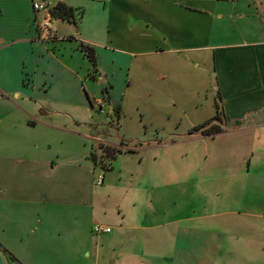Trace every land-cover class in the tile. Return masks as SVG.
<instances>
[{"label":"crops","instance_id":"1","mask_svg":"<svg viewBox=\"0 0 264 264\" xmlns=\"http://www.w3.org/2000/svg\"><path fill=\"white\" fill-rule=\"evenodd\" d=\"M36 3L73 16L42 30ZM217 95L224 132L205 137L194 131L216 118ZM97 108L116 142L84 129L105 126ZM160 137L197 149L196 179H163L179 189L153 193L140 223L121 208L110 233L85 239L82 222L106 217L97 146L152 150ZM262 199L264 0H0V264L56 263L65 229L94 264H264Z\"/></svg>","mask_w":264,"mask_h":264},{"label":"rangeland","instance_id":"2","mask_svg":"<svg viewBox=\"0 0 264 264\" xmlns=\"http://www.w3.org/2000/svg\"><path fill=\"white\" fill-rule=\"evenodd\" d=\"M58 24L59 23L57 21L54 22L55 28L58 27ZM95 115L99 122L104 124L106 123L105 126H102V128L99 129L90 127L84 129L88 131H90L91 129V131L95 135L99 136L101 139L104 138L103 140H106L109 143H113V141L116 142L117 138L115 130L111 127L110 118L108 116L110 115V109L102 108L101 110V108H97L95 110ZM114 125L116 126L115 123ZM160 138L161 144H157L161 146L155 147L152 150L148 149V147H144L143 149L137 147L130 148L129 146H125L123 144L124 142H121L120 144V146L122 147L121 149L113 147L110 144H99L97 146L92 156V162L100 170H108L106 172L108 173L107 179H105L102 189L103 191L107 192V199L104 202L106 217L104 215L101 222L97 224L90 220L82 222L84 223V230H82L81 233L84 234L85 239L90 235V239H93L92 241L97 238L96 235L98 234L94 232L95 226H101L102 224L106 225L107 221L110 223L114 221L117 222L121 215L118 213V211L121 208L122 212H124L125 214L128 210H137V223H140L144 210L152 208L151 204L149 203V198L151 195H153V193L154 196L160 194L164 196L171 195L172 197V195H174V191L179 189V186L175 187L174 185H172L171 191L168 188L165 189V184L161 185L163 179L195 178L197 172L196 169H193L195 168L193 163L195 160L194 156L197 152V149L192 153L191 151L185 152L178 147L172 148L168 146L172 144L171 138ZM164 145H167L168 147ZM184 155H186V158L183 157ZM111 168H113L112 171ZM204 171H209V174L213 175V177H210L211 179H216L222 175L221 170L219 169L216 172L211 169ZM184 175L186 177H184ZM149 181H151V184L157 181L158 186L154 187V189L152 190V188H150L151 184ZM156 188H160L161 190H155ZM130 199H133V201H135L136 207H134L132 204L130 205ZM129 200L130 203H128ZM258 200L259 199L252 201V205H247V208L256 206ZM172 203L173 202H169L171 206L173 205ZM196 204L197 207L205 205L210 206L209 204L203 205L200 203V201H197ZM156 208L157 207L155 205V209ZM130 213L132 212L127 213L128 218L133 217L130 215ZM132 219L135 220L136 218H131V220ZM73 226L75 227V229H78V227L79 229L81 228L80 224L71 223V228ZM53 240L57 243V247L56 245L53 247V249L55 250V254L53 255V257L54 259H56V263L52 262V264H94L95 256L93 257V255H91L92 257L90 260L79 259L76 256V258L74 257L75 253H77V250L78 252H81V256L84 255V251L82 252L81 249L76 248V246L71 244L74 239L71 236V232H67V229L54 233ZM68 244L69 247L70 244L72 245V250H74V247L76 248V250L71 252ZM67 251H69L70 253L68 254L67 258H65V253ZM91 251H93L92 248ZM46 255L47 252L43 254V257H40L38 264H51L49 263ZM62 259H64V261L59 262Z\"/></svg>","mask_w":264,"mask_h":264},{"label":"trees","instance_id":"3","mask_svg":"<svg viewBox=\"0 0 264 264\" xmlns=\"http://www.w3.org/2000/svg\"><path fill=\"white\" fill-rule=\"evenodd\" d=\"M52 17H59L64 19L72 18V11L68 10L66 7L59 5L53 10H51ZM82 52L85 53L89 61L93 66L96 64L95 55L93 49L89 47H82ZM216 109H217V116L212 121L200 126L199 128L195 129L194 132H201L205 137H215L219 134L224 132V111L222 105V98L220 95H217L216 100Z\"/></svg>","mask_w":264,"mask_h":264},{"label":"built area","instance_id":"4","mask_svg":"<svg viewBox=\"0 0 264 264\" xmlns=\"http://www.w3.org/2000/svg\"><path fill=\"white\" fill-rule=\"evenodd\" d=\"M49 0H46V2H48ZM221 1H228V2H231V3H234V2H237L239 0H221ZM34 9L36 12H42L44 13V21L43 23L41 24V29L42 30H50L52 29V14H51V8H49V6H47L46 4H39V3H36L34 5ZM102 110V108H101ZM102 180L103 179H99L98 181V185H102ZM94 232L96 234H107V233H110L111 232V229L110 228H106V227H103V226H100V225H97L95 226L94 228Z\"/></svg>","mask_w":264,"mask_h":264}]
</instances>
